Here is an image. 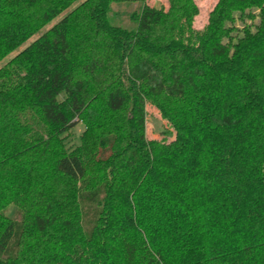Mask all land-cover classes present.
Instances as JSON below:
<instances>
[{"label": "trees", "instance_id": "trees-1", "mask_svg": "<svg viewBox=\"0 0 264 264\" xmlns=\"http://www.w3.org/2000/svg\"><path fill=\"white\" fill-rule=\"evenodd\" d=\"M198 13L0 0V264H264V0Z\"/></svg>", "mask_w": 264, "mask_h": 264}, {"label": "rangeland", "instance_id": "rangeland-1", "mask_svg": "<svg viewBox=\"0 0 264 264\" xmlns=\"http://www.w3.org/2000/svg\"><path fill=\"white\" fill-rule=\"evenodd\" d=\"M198 7L199 13L195 17L194 27L196 29H202L208 22L210 11L215 6L217 0H195ZM145 2L154 7L168 8L169 0H145ZM140 3L134 2L133 4L114 2L111 4L113 11L111 13L112 20L115 24L133 27L134 22L130 18L132 10H136ZM50 27L47 25L41 30L34 38L41 35L46 29ZM147 117H146V134L149 139H162L164 137L163 132L166 130H172V126L167 119H165L154 105L149 104L147 106ZM85 129V123L79 122L72 129H70L65 135V142L67 149L71 150L81 143V135ZM4 214L10 217H16L18 212V205L11 202L3 210Z\"/></svg>", "mask_w": 264, "mask_h": 264}]
</instances>
